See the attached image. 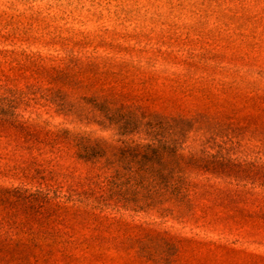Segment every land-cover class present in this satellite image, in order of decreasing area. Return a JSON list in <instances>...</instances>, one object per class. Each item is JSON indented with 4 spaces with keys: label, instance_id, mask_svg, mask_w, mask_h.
<instances>
[{
    "label": "rangeland",
    "instance_id": "obj_1",
    "mask_svg": "<svg viewBox=\"0 0 264 264\" xmlns=\"http://www.w3.org/2000/svg\"><path fill=\"white\" fill-rule=\"evenodd\" d=\"M0 264H264V0H0Z\"/></svg>",
    "mask_w": 264,
    "mask_h": 264
}]
</instances>
